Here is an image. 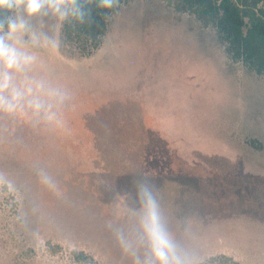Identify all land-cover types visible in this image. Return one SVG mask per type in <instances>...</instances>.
<instances>
[{
    "label": "rangeland",
    "instance_id": "1",
    "mask_svg": "<svg viewBox=\"0 0 264 264\" xmlns=\"http://www.w3.org/2000/svg\"><path fill=\"white\" fill-rule=\"evenodd\" d=\"M170 1L123 3L86 56L61 41L67 0L25 17L10 43L33 59L13 82L32 92L0 111V264H145L143 190L185 264H264V76Z\"/></svg>",
    "mask_w": 264,
    "mask_h": 264
},
{
    "label": "trees",
    "instance_id": "2",
    "mask_svg": "<svg viewBox=\"0 0 264 264\" xmlns=\"http://www.w3.org/2000/svg\"><path fill=\"white\" fill-rule=\"evenodd\" d=\"M127 1L119 0L112 8H102L98 0H76L80 9L85 10L81 18L76 4L67 0L70 10L61 24V41L73 45L81 56L91 54L101 44L113 14ZM170 3L175 11L188 13L204 26H211L230 61L264 76V0H171ZM250 143L261 149L259 142Z\"/></svg>",
    "mask_w": 264,
    "mask_h": 264
},
{
    "label": "clouds",
    "instance_id": "3",
    "mask_svg": "<svg viewBox=\"0 0 264 264\" xmlns=\"http://www.w3.org/2000/svg\"><path fill=\"white\" fill-rule=\"evenodd\" d=\"M76 4V0H72ZM66 0H0V111L14 113L23 110L26 94H31V86L26 91L13 82V73H23L32 62V57L13 46L10 41L20 30L30 26L25 17H36L53 13L67 15ZM119 0H98L102 8H112ZM78 15L83 18L85 10L76 4ZM28 105L35 109L42 107L39 101L29 100ZM143 214L140 225L146 238L149 257L145 264H185L176 243L166 230L159 207L150 192H141ZM137 264L139 261L137 260Z\"/></svg>",
    "mask_w": 264,
    "mask_h": 264
},
{
    "label": "crops",
    "instance_id": "4",
    "mask_svg": "<svg viewBox=\"0 0 264 264\" xmlns=\"http://www.w3.org/2000/svg\"><path fill=\"white\" fill-rule=\"evenodd\" d=\"M252 178H264V175H260V176H254V175H251Z\"/></svg>",
    "mask_w": 264,
    "mask_h": 264
}]
</instances>
